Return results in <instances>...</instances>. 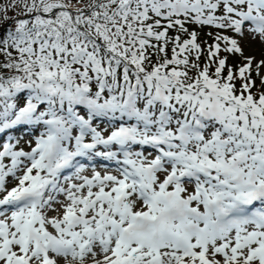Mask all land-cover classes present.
<instances>
[{
    "label": "snow or ice",
    "instance_id": "1",
    "mask_svg": "<svg viewBox=\"0 0 264 264\" xmlns=\"http://www.w3.org/2000/svg\"><path fill=\"white\" fill-rule=\"evenodd\" d=\"M0 264H264V0H0Z\"/></svg>",
    "mask_w": 264,
    "mask_h": 264
},
{
    "label": "rangeland",
    "instance_id": "2",
    "mask_svg": "<svg viewBox=\"0 0 264 264\" xmlns=\"http://www.w3.org/2000/svg\"><path fill=\"white\" fill-rule=\"evenodd\" d=\"M29 135H27V136H25L23 139H22V141H21V147H25V148H27V144L25 143L27 140H29V139H32V137L30 138V137H28Z\"/></svg>",
    "mask_w": 264,
    "mask_h": 264
}]
</instances>
